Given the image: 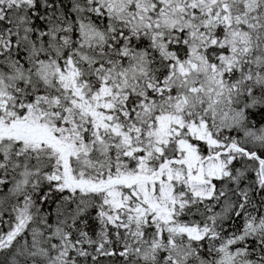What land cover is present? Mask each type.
<instances>
[{"label": "snow or ice", "instance_id": "1", "mask_svg": "<svg viewBox=\"0 0 264 264\" xmlns=\"http://www.w3.org/2000/svg\"><path fill=\"white\" fill-rule=\"evenodd\" d=\"M0 264H264V0H0Z\"/></svg>", "mask_w": 264, "mask_h": 264}]
</instances>
